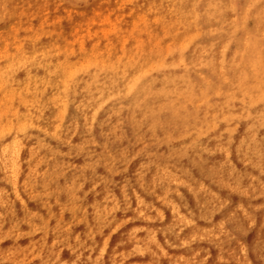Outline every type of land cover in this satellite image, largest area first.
Segmentation results:
<instances>
[{"label":"rangeland","instance_id":"1","mask_svg":"<svg viewBox=\"0 0 264 264\" xmlns=\"http://www.w3.org/2000/svg\"><path fill=\"white\" fill-rule=\"evenodd\" d=\"M248 169L264 175V0H0V264H82L92 243L101 264L145 218L176 226L163 264H264ZM191 190L209 216L183 212Z\"/></svg>","mask_w":264,"mask_h":264},{"label":"bare ground","instance_id":"2","mask_svg":"<svg viewBox=\"0 0 264 264\" xmlns=\"http://www.w3.org/2000/svg\"><path fill=\"white\" fill-rule=\"evenodd\" d=\"M219 39L215 38L212 40V43H207L206 47L211 48V53L216 59H225V55L218 53L215 50V46H218ZM215 45V46H214ZM228 53H230L228 51ZM174 82V81H173ZM198 113L195 110L193 117ZM247 125L252 126V122L249 120ZM260 140H263L260 138ZM252 141V140H251ZM204 158L189 156L187 160V167L190 170L200 171L202 177L200 178L202 183H210L217 190L218 181L214 177L207 173ZM243 167L235 165L232 169V178L238 179L239 177H245L247 174V169L242 171ZM250 174L255 176V180L263 185L264 190V175H259L255 170L248 169ZM193 184V183H191ZM194 190L185 191L184 197H180L179 205L182 208L183 212L192 217H204L209 216L214 208L212 207L213 203L210 204L208 200L209 197L204 195L195 194ZM190 193V194H189ZM223 199V195L219 194L216 198L213 199ZM203 202V203H202ZM147 221L137 224V226L129 227L128 229L120 232H116L110 240L108 250L102 252L103 260L101 264H163L162 254L167 249L172 246H178L177 235H176V226L173 221H166L165 223H157L150 219L145 218ZM242 219L237 217L232 222L227 225L226 236L220 241V245L223 249L227 247V241L230 236L235 235L236 231L242 230L243 226ZM193 230H185L184 234L187 236V240H191V232ZM214 243V242H213ZM215 244V243H214ZM206 247H209L205 245ZM97 243H92L89 249L88 257L84 258L85 260L82 264H93L92 261L95 257V254H98ZM210 248V247H209ZM258 249L256 246L255 249ZM65 257L68 264H72V257Z\"/></svg>","mask_w":264,"mask_h":264}]
</instances>
